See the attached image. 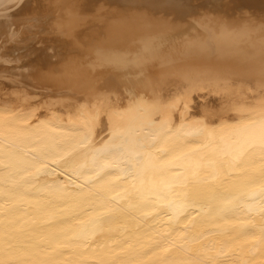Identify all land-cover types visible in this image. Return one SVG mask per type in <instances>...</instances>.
I'll return each instance as SVG.
<instances>
[{"label": "bare ground", "instance_id": "1", "mask_svg": "<svg viewBox=\"0 0 264 264\" xmlns=\"http://www.w3.org/2000/svg\"><path fill=\"white\" fill-rule=\"evenodd\" d=\"M262 22L0 0V264H264Z\"/></svg>", "mask_w": 264, "mask_h": 264}, {"label": "rangeland", "instance_id": "2", "mask_svg": "<svg viewBox=\"0 0 264 264\" xmlns=\"http://www.w3.org/2000/svg\"><path fill=\"white\" fill-rule=\"evenodd\" d=\"M263 23H264V22H262V24H260V25H264ZM68 52H69V51H68ZM68 56L70 57L71 54H68ZM44 79H45V78H44ZM44 86H45V85H44ZM44 86H42V87L44 88ZM42 87H41V88H42ZM45 87H49V88L51 87L50 90H51V91L53 90V91H52V92L49 91V92H50V94H52V93L54 94V93H55V94H54V95H55V96H54V99H55V98L57 99V97H59L60 95H61L60 97H63V98H64V97H65V98H66V97H67V98H69V97L71 98V96H68V94H69L70 91H68V88H67V89H66V87L64 88V86H62V87L59 88L60 91H63V92H62L63 95H62L60 92H58L59 90L57 91L58 86H57L56 84H54V83L47 84V86H45ZM56 87H57V88H56ZM43 88H42V89H43ZM54 88H55V89H54ZM61 89H63V90H61ZM64 90H66L65 92L68 93V94L64 93ZM55 91H57V92H55ZM57 94H58V95H57ZM56 95H57V96H56ZM66 95H67V96H66ZM70 95H71V94H70ZM72 96H73V95H72Z\"/></svg>", "mask_w": 264, "mask_h": 264}]
</instances>
